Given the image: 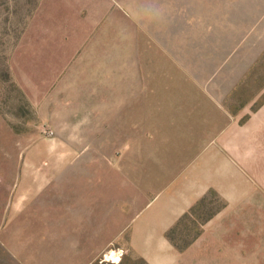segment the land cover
<instances>
[{
	"label": "rangeland",
	"instance_id": "374dc122",
	"mask_svg": "<svg viewBox=\"0 0 264 264\" xmlns=\"http://www.w3.org/2000/svg\"><path fill=\"white\" fill-rule=\"evenodd\" d=\"M256 113L264 121V0H0V175L19 144L59 142L63 158L110 177L118 204L136 160L185 165L221 133L247 141ZM253 135L264 162V127ZM162 180L142 181L147 198ZM257 190L251 207L241 202L225 219L239 226V246L226 235L222 261L205 264H264ZM196 202L165 234L187 264H203L198 238L215 233L225 206L214 190ZM134 256L124 237L94 264H146ZM0 264L19 263L0 245Z\"/></svg>",
	"mask_w": 264,
	"mask_h": 264
},
{
	"label": "crops",
	"instance_id": "0c3cea01",
	"mask_svg": "<svg viewBox=\"0 0 264 264\" xmlns=\"http://www.w3.org/2000/svg\"><path fill=\"white\" fill-rule=\"evenodd\" d=\"M257 115L244 123L247 141L228 142L229 134L221 133L214 150L185 165L167 164L162 158L152 163L136 160V174L123 175L118 185L124 191L118 204L112 200L110 177L96 175L93 165L84 167L78 158H63L62 143L19 144V157L6 160L1 168L0 245L19 264H94L112 241L121 244L126 237L128 247L146 264H187L186 255L169 242L166 231L198 198L214 190L225 206L214 215L215 233L208 235L206 228L198 238L204 246L200 261H222L227 240L234 239L239 246L240 236L239 226L226 217L238 213L241 202L251 207L254 196L260 195L257 187L264 191V162L258 161L251 143L253 134L264 127ZM155 176L163 179L161 193L147 198L142 181ZM241 229L253 231L249 223ZM212 235L216 241L209 258L207 247L212 245L207 240ZM231 251L236 249L231 246Z\"/></svg>",
	"mask_w": 264,
	"mask_h": 264
},
{
	"label": "trees",
	"instance_id": "16d2710c",
	"mask_svg": "<svg viewBox=\"0 0 264 264\" xmlns=\"http://www.w3.org/2000/svg\"><path fill=\"white\" fill-rule=\"evenodd\" d=\"M202 200H203V199H202ZM202 200H200V201H202ZM200 201H198V202H200ZM198 202H196V204H197ZM196 204H195V205H196ZM195 205H194V206H195ZM194 206H192V207L190 208V211H191V209H192ZM190 211H189V212H190ZM189 212H188V213H189ZM188 213L184 214L183 216H186ZM183 216H182V217H183Z\"/></svg>",
	"mask_w": 264,
	"mask_h": 264
},
{
	"label": "built area",
	"instance_id": "2783aa9c",
	"mask_svg": "<svg viewBox=\"0 0 264 264\" xmlns=\"http://www.w3.org/2000/svg\"><path fill=\"white\" fill-rule=\"evenodd\" d=\"M113 261V260H112Z\"/></svg>",
	"mask_w": 264,
	"mask_h": 264
}]
</instances>
